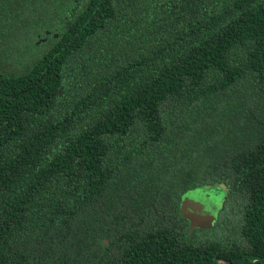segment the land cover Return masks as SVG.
<instances>
[{
  "label": "trees",
  "instance_id": "trees-1",
  "mask_svg": "<svg viewBox=\"0 0 264 264\" xmlns=\"http://www.w3.org/2000/svg\"><path fill=\"white\" fill-rule=\"evenodd\" d=\"M0 264H264V0H0Z\"/></svg>",
  "mask_w": 264,
  "mask_h": 264
},
{
  "label": "rangeland",
  "instance_id": "rangeland-1",
  "mask_svg": "<svg viewBox=\"0 0 264 264\" xmlns=\"http://www.w3.org/2000/svg\"><path fill=\"white\" fill-rule=\"evenodd\" d=\"M193 193L194 196L186 198L183 204V217L191 230L211 229L220 215L225 190L222 187H203Z\"/></svg>",
  "mask_w": 264,
  "mask_h": 264
}]
</instances>
